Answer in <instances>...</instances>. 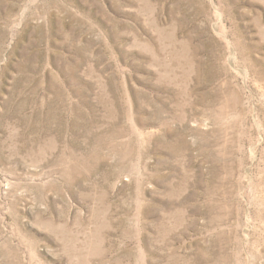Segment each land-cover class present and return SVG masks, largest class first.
I'll return each mask as SVG.
<instances>
[{
    "label": "rangeland",
    "instance_id": "374dc122",
    "mask_svg": "<svg viewBox=\"0 0 264 264\" xmlns=\"http://www.w3.org/2000/svg\"><path fill=\"white\" fill-rule=\"evenodd\" d=\"M0 264H264V0H0Z\"/></svg>",
    "mask_w": 264,
    "mask_h": 264
}]
</instances>
